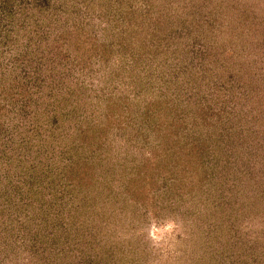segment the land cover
Segmentation results:
<instances>
[{"label":"rangeland","instance_id":"374dc122","mask_svg":"<svg viewBox=\"0 0 264 264\" xmlns=\"http://www.w3.org/2000/svg\"><path fill=\"white\" fill-rule=\"evenodd\" d=\"M96 1L0 0V119L19 125L7 139L27 156L15 99L50 129L45 82L69 98L55 153L99 172L90 214L68 205L73 261L53 264H264V0H102L117 14ZM226 159L249 172L220 181Z\"/></svg>","mask_w":264,"mask_h":264},{"label":"trees","instance_id":"16d2710c","mask_svg":"<svg viewBox=\"0 0 264 264\" xmlns=\"http://www.w3.org/2000/svg\"><path fill=\"white\" fill-rule=\"evenodd\" d=\"M47 1L49 0H44L46 3ZM8 2H6V7H9ZM37 3L39 6L42 5L41 2ZM24 4H27V0H24ZM95 4L97 6L93 10L99 6L103 8L104 13L123 12L122 7L114 5L115 3L112 5L97 0ZM25 11H27L26 8ZM189 17L186 16V21ZM37 19L36 16L34 18L36 23H38ZM39 84V91L42 90L41 92L49 96L46 108L42 110L44 120L49 117L47 112L50 109L59 108L52 110L55 114L54 118L46 121L50 129H44L45 123H40V118L35 117L34 119L33 115L24 113V107L28 108L27 104L18 105L15 99V102L10 105L16 110V114L20 115L17 120L18 123L22 122V127H19L18 135H23L24 153L27 156L19 155L21 152L14 146V138L7 139L10 134H12L11 137L16 135L19 125L16 124L17 128H9L4 122L5 125L1 123L0 119V264H9L11 261L14 264H22L23 256L20 254L24 252L28 253L25 256H30L32 261L36 260L37 264H41L40 261L43 258L46 264H53L61 258L67 259L68 263L73 261L70 260L72 244L79 238V234H82V223H79L80 218H73L72 222L69 221L71 223L68 227L65 223L66 219L76 217L75 214L67 212L68 205H70L69 211L75 209L77 215L86 216L85 212L89 215V210L95 208L100 202L97 187L99 179L94 177L96 174L99 175L96 165L91 160L73 155L69 160L67 157L56 154L53 148L56 137L51 130L58 126L56 124H59L62 119L61 111L64 110L65 105H68L69 98H66L65 92L53 93L45 82H38L37 85ZM0 108L6 107L1 106ZM104 144L105 142L101 141L93 146L99 148L100 145V149H103ZM94 147L89 148L90 153L96 150ZM10 150H12L11 153ZM199 152L205 153L202 149ZM210 155L200 157L204 160ZM210 159L213 158L210 157ZM53 165H56L58 169V173L54 175L55 178L48 170L44 171V169H52ZM218 167V178L226 183L231 182L235 176L247 175L249 172L247 168L242 170L240 162L237 163L230 159H226L225 163L219 164ZM262 176L263 174L260 175ZM226 187H222V191H225ZM257 190L255 189L253 193L256 200L260 195ZM98 221L100 220L96 217V223ZM87 237L84 239V246H89L90 250L96 248L97 246L93 245L96 236L89 234ZM90 250L87 249L86 252L92 257ZM41 253H44L46 257L40 256ZM81 254L79 252L77 257ZM98 263H100L99 260Z\"/></svg>","mask_w":264,"mask_h":264}]
</instances>
